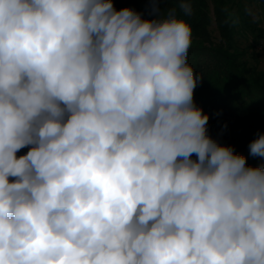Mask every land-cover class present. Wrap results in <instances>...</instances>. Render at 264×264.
<instances>
[{
	"label": "clouds",
	"instance_id": "9594fccd",
	"mask_svg": "<svg viewBox=\"0 0 264 264\" xmlns=\"http://www.w3.org/2000/svg\"><path fill=\"white\" fill-rule=\"evenodd\" d=\"M169 3L0 0V264H264V167L207 134Z\"/></svg>",
	"mask_w": 264,
	"mask_h": 264
},
{
	"label": "trees",
	"instance_id": "16d2710c",
	"mask_svg": "<svg viewBox=\"0 0 264 264\" xmlns=\"http://www.w3.org/2000/svg\"><path fill=\"white\" fill-rule=\"evenodd\" d=\"M253 1L258 8L264 9V0ZM155 2L160 9L170 6L169 0ZM205 3V0H192L193 14L187 18L192 37L201 43H210L205 46L196 42L188 51V63L194 68L197 80L193 101L209 117L207 134L246 158L250 143L258 134H264V128L255 132L250 129L242 134L234 131L233 123L264 113V59L261 60L256 49L264 43V29L249 11L243 9L242 1L213 0L215 24L225 46L213 45L207 31ZM243 33L251 35L252 44L246 41L245 46L239 45L236 37L246 38L248 34ZM228 129L232 131L229 133ZM256 159L251 160L253 167H264V157L257 156Z\"/></svg>",
	"mask_w": 264,
	"mask_h": 264
},
{
	"label": "rangeland",
	"instance_id": "374dc122",
	"mask_svg": "<svg viewBox=\"0 0 264 264\" xmlns=\"http://www.w3.org/2000/svg\"><path fill=\"white\" fill-rule=\"evenodd\" d=\"M238 1H242L243 2V9L249 11V13L252 15L253 19L259 21L260 26L262 27V29H264V9L258 8V5L256 4L255 1L253 0H238ZM205 4H206V9H205V14L208 20V25H207V31L210 34L211 37V43H213V45H218V46H222L224 48L225 44L223 43V40L220 36V33L217 30V26L215 24V14H214V10H213V0H205ZM112 3L114 5V8L116 10H120L123 8H132L134 10H136L137 12L142 14V18L144 17L145 19H153L154 18V13H153V8L154 7H158V4L155 2V0H112ZM163 10V9H161ZM143 18V19H144ZM241 33V31H240ZM242 34V33H241ZM239 34V35H241ZM245 34V33H243ZM248 34V35H247ZM245 37L241 36H237L236 39L238 40L237 42L239 43V45L241 46H245L247 43L246 41H248V43L252 44V37L249 33H246ZM201 43L199 42L196 38L192 37V44L194 43ZM201 44H205V46H209L210 43H201ZM257 51L259 52V57L261 58V60L264 59V43L262 44V47L260 48V46L256 47ZM262 66H264V64L262 63ZM230 125V124H228ZM233 127L234 131L242 133V134H246L249 132L250 129H252L254 132L258 131L259 128H264V113H260L258 115L255 116V118H245L243 120H236L233 123ZM229 133L232 131L231 129H228ZM30 147V146H29ZM29 147H25L20 149L17 152V157L25 155L28 150ZM196 154L192 155V158H195ZM249 159V161H247L246 165L249 167H253L254 163L251 161H256L257 156L254 158V156H252L250 153L248 154V156L246 157ZM10 181H14L15 178L14 177H10L9 178Z\"/></svg>",
	"mask_w": 264,
	"mask_h": 264
}]
</instances>
